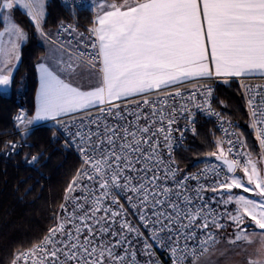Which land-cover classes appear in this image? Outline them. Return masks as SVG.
Instances as JSON below:
<instances>
[{
	"label": "snow or ice",
	"instance_id": "1",
	"mask_svg": "<svg viewBox=\"0 0 264 264\" xmlns=\"http://www.w3.org/2000/svg\"><path fill=\"white\" fill-rule=\"evenodd\" d=\"M17 8L49 48L36 64L34 115L21 110L14 117L25 144L4 147L15 152L36 127L52 121L82 163L54 224L31 247L14 252L10 264H158L154 245L169 252L172 264H215L212 257L228 251L217 248L222 239L246 251L257 236V258L247 264H264V85L243 82L264 78V0H98L87 35L61 22L55 39L43 26L46 0H0L5 89L29 39L14 18ZM63 32L81 39L72 47L60 40ZM213 77L240 79L257 158L243 134L229 132L231 121L212 108L211 87L181 90ZM177 98L186 102L177 105ZM193 108L216 117L225 138L206 154L219 164L185 173L173 150L186 132L196 134ZM37 161V155L28 159Z\"/></svg>",
	"mask_w": 264,
	"mask_h": 264
},
{
	"label": "trees",
	"instance_id": "2",
	"mask_svg": "<svg viewBox=\"0 0 264 264\" xmlns=\"http://www.w3.org/2000/svg\"><path fill=\"white\" fill-rule=\"evenodd\" d=\"M14 18L28 32L29 39L21 48L11 91L0 92V264H10L14 252L29 248L47 233L54 224V215L59 212L67 184L80 165L76 152L65 147L57 131L45 124L35 128L27 138L26 146L5 156L4 145L8 141L19 140L25 144L21 135L15 132L13 115L19 107H25L31 115L38 83L36 64L45 52L41 37L27 15L17 8ZM68 20L87 32L94 20L92 6L66 9L58 0H52L44 28L52 31ZM215 105L243 134L247 150L258 156L259 146L249 126V115L236 80L218 82ZM195 128L196 134L189 133L176 155L184 172L215 159L206 154L215 151V141L221 139L213 121L208 118H197ZM33 155L38 156V161L30 164L28 159Z\"/></svg>",
	"mask_w": 264,
	"mask_h": 264
},
{
	"label": "built area",
	"instance_id": "3",
	"mask_svg": "<svg viewBox=\"0 0 264 264\" xmlns=\"http://www.w3.org/2000/svg\"><path fill=\"white\" fill-rule=\"evenodd\" d=\"M58 1L66 9H76L77 10V9H81L83 7H86L88 5H91L92 3H95L97 0H58ZM67 4H74L75 7L74 8H69V7L66 6ZM63 23L65 24V26H67L68 24H72L77 29L78 32L85 33V35H87V32L81 30V28L77 25V23H75L73 21H69V20L68 21H63ZM59 25L57 26V28H55L52 31H48L46 29H45V31L49 32L53 36V38L55 39L56 38L57 30L59 28ZM78 39H81V38L80 37H77L75 34L70 35L67 32H63L60 35V40H62V41L71 40L72 41V47H75L77 45V40ZM79 48H80L81 51H84L85 50L83 44L79 45ZM87 51L88 52H92L94 50L91 49V48H88ZM224 79L236 80L237 81V83L239 84V87L241 89V93H242V96H243V100H244V103H245V106H246V109H247V112H248L247 101H246V97L244 96V89L241 88V86H240L241 81L238 78H223V77L222 78H215V77H213L211 80H200V81H197V82H195L193 84H190V85H187V86H183L181 90L185 93V95H187L194 88H198L201 85H206L208 87H211L213 89L212 99H211L212 108L216 112H219L221 114V116H223L225 118L226 121H231L232 127L229 128V132H237V133H239L238 129L236 128V126L234 124V122L229 117H227L220 109H218L216 107V105H215V93H216V89H217V84L220 81H224ZM243 82H244L245 85H253V86H255V85H264V78H247L246 77V78H243ZM153 98H155V97H153ZM137 99H139V98H137ZM198 99H200V97H198ZM176 102H177V105H179V103L186 102V101H180L179 98H177ZM118 103H120V102H118ZM128 107L131 109L132 107H134V105L133 104H128ZM21 110H24L29 115V112H28V110L25 107H19V109L17 110V112L13 115V119H14V117ZM193 111L195 112V118H194L195 121L199 117H204V118H208V119L212 120L213 123H214L215 129L218 132V134L221 137V139H224L225 138V133L223 132V130L221 128V122L216 117H214V116H211V117L210 116H207V115H205L204 113L200 112L199 110H197L195 108H193ZM93 114H96V110H93ZM249 119H250V117H249ZM53 123L54 122L49 121V122L45 123V125L53 128L52 127ZM184 123L185 122L183 120H181L180 123H179V126L180 127H183ZM223 127L228 128L229 126H228L227 123H225L223 125ZM54 129L62 137V139H63V145L65 147H67V148L73 149L76 152V154L78 155L79 160H80V165H79V167H80L82 161H81V157H80L77 149L71 143H68L66 145L65 144L64 134L61 131H59L57 128H54ZM15 132L19 133V130L16 128V131ZM190 132L191 131H188V132L185 133V138H184L183 142L182 143H178V146H176L174 148V150H173V155L175 157V160H176V163H177L178 166H179V164H178L177 158H176L177 152L179 151V149H180L181 145L184 143V141L187 139V137H188V135H189ZM253 132H254V136L256 138L255 131L253 130ZM174 135H176L178 137L179 134L178 133H174ZM228 138L235 140L236 137L235 136H229ZM10 141H12V142H19L20 144H22V142L19 141V140H10ZM257 144H258V141H257ZM225 148H227V144H225ZM19 149H20V147H18L16 151H18ZM12 153H14V152H11L9 149H6L5 150V156H10ZM229 158L232 159V158H234V156L230 154L229 155ZM206 163H209V164H219L220 162L216 161V159H213V160H210V161H208ZM204 167H205V163L203 165H201L200 167L195 168V169L190 170V171H187L185 173H196V172H199ZM225 171H226V168H225ZM193 183H195V182H193ZM207 195L208 196H211L212 194L211 193H207ZM121 202L123 203V201H121ZM125 207H127V204H125ZM59 211H60V209H59ZM132 219H133V221H135V217H132ZM153 248H154V252H155V257L154 258L158 262V264H172V261H171L170 256H169V252L167 250H165L163 248L156 247L155 245L153 246Z\"/></svg>",
	"mask_w": 264,
	"mask_h": 264
},
{
	"label": "crops",
	"instance_id": "4",
	"mask_svg": "<svg viewBox=\"0 0 264 264\" xmlns=\"http://www.w3.org/2000/svg\"><path fill=\"white\" fill-rule=\"evenodd\" d=\"M97 2H98V0H97ZM94 18H95V11H94ZM41 42L45 46V52H44L42 58L40 59V61L46 57V53H47L48 48H49L48 43L46 41H44L42 38H41ZM18 63H17V65H18ZM17 65H16V67H17ZM16 67H15V69H16ZM37 75H38L37 90H36L35 99H34L33 111H32L30 116L34 115L36 104H37V94L39 91V73L38 72H37ZM247 78H262V77H260L257 74V75L249 76ZM195 82H197V81L185 83L183 86H187V85L193 84ZM11 86L6 88V89L0 87V92L9 93L11 91ZM47 122H49V121H47ZM47 122H42V124H45ZM231 231H232V229L229 228L228 232H231ZM227 234L228 233L225 232L224 236H227ZM259 245H260V238L257 236V237H254V242L252 244L244 245V247L246 248V251H241L240 247L230 246L226 243V241H224L222 239L221 243L219 245H217V248L221 249V250L228 249V251L223 256L219 255V252H218L215 256L212 257V260L215 261V264H247V260L249 257H251L253 259L257 258L256 257V249L259 247ZM237 253H239V254H237ZM201 264H205V262L202 261Z\"/></svg>",
	"mask_w": 264,
	"mask_h": 264
},
{
	"label": "rangeland",
	"instance_id": "5",
	"mask_svg": "<svg viewBox=\"0 0 264 264\" xmlns=\"http://www.w3.org/2000/svg\"><path fill=\"white\" fill-rule=\"evenodd\" d=\"M51 1L52 0H46V15H47V13H48V9H49V4L51 3ZM97 2V1H96ZM95 2V3H96ZM95 3H92L90 6H92V8H93V5L95 4ZM22 10V9H21ZM23 12H24V10H22ZM25 13V12H24ZM44 26V25H43ZM45 29V28H44ZM3 30V27L0 29V31H2ZM50 31V30H49ZM20 59H21V52H20ZM20 62V61H19ZM18 65H19V63H18ZM18 65H17V67H18ZM17 67H16V69H17ZM16 69H14V73H15V71H16ZM14 73H13V75H14ZM258 156H254V158H257ZM237 175H243L242 174V172H240L239 170H237V173H236ZM233 192H235V193H238V194H244V195H250V194H247V193H242V190H240V189H233ZM229 207H234V205L233 206H229ZM31 247V246H30Z\"/></svg>",
	"mask_w": 264,
	"mask_h": 264
},
{
	"label": "water",
	"instance_id": "6",
	"mask_svg": "<svg viewBox=\"0 0 264 264\" xmlns=\"http://www.w3.org/2000/svg\"><path fill=\"white\" fill-rule=\"evenodd\" d=\"M229 159H231V158H229Z\"/></svg>",
	"mask_w": 264,
	"mask_h": 264
}]
</instances>
